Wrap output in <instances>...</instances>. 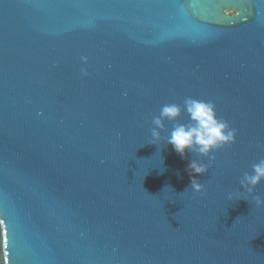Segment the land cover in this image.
Here are the masks:
<instances>
[{
	"label": "water",
	"instance_id": "95a60500",
	"mask_svg": "<svg viewBox=\"0 0 264 264\" xmlns=\"http://www.w3.org/2000/svg\"><path fill=\"white\" fill-rule=\"evenodd\" d=\"M188 97L236 131L201 193L149 143ZM261 159L264 0H0V264H264Z\"/></svg>",
	"mask_w": 264,
	"mask_h": 264
},
{
	"label": "clouds",
	"instance_id": "9594fccd",
	"mask_svg": "<svg viewBox=\"0 0 264 264\" xmlns=\"http://www.w3.org/2000/svg\"><path fill=\"white\" fill-rule=\"evenodd\" d=\"M82 61L87 63V58L82 57ZM81 73L83 76H87V72L83 69ZM182 113L187 116V123L178 122ZM165 120L172 122L173 127L170 134L164 138V142L170 144L173 151L182 159L185 158L186 151L197 155L198 159L189 161L187 172L191 190L196 193L203 192L204 186L196 177L207 173L208 165L199 158L206 157L209 161L214 160L213 153L235 142V129L230 128L225 120L217 117L214 103L188 97L184 99L182 106L169 103L161 107L159 116L152 120L153 128L149 143L159 144ZM262 180H264V159L251 166V173L243 174L240 186L251 195L253 189ZM233 198V194H229L228 199L232 200ZM241 198L247 200L246 197ZM251 202L258 208L264 207V200L259 196H252Z\"/></svg>",
	"mask_w": 264,
	"mask_h": 264
}]
</instances>
